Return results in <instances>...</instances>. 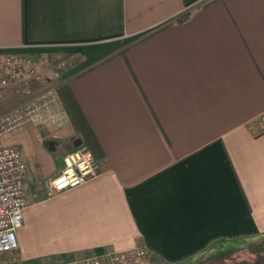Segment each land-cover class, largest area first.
Returning a JSON list of instances; mask_svg holds the SVG:
<instances>
[{
    "label": "crops",
    "instance_id": "0c3cea01",
    "mask_svg": "<svg viewBox=\"0 0 264 264\" xmlns=\"http://www.w3.org/2000/svg\"><path fill=\"white\" fill-rule=\"evenodd\" d=\"M6 55L46 74L65 60L57 85L82 118L75 128L61 101L56 136L25 123L2 140L19 134L28 154L17 247L0 264L137 247L189 264L264 237V0H0ZM80 145L99 174L54 191Z\"/></svg>",
    "mask_w": 264,
    "mask_h": 264
},
{
    "label": "built area",
    "instance_id": "2783aa9c",
    "mask_svg": "<svg viewBox=\"0 0 264 264\" xmlns=\"http://www.w3.org/2000/svg\"><path fill=\"white\" fill-rule=\"evenodd\" d=\"M67 66L65 60L58 59L46 74L38 70L30 57L0 56V90L29 97L28 101L9 114L0 116V254L16 249L15 233L21 227L26 208L25 166L20 149L16 145L4 144L2 137L25 123L43 127L50 137L68 126L69 120L57 85ZM40 86L43 89L37 90ZM62 160L63 170L51 182L56 192L80 185L100 172L98 161L82 145L66 151ZM68 264H151V261L147 250L137 247Z\"/></svg>",
    "mask_w": 264,
    "mask_h": 264
},
{
    "label": "trees",
    "instance_id": "16d2710c",
    "mask_svg": "<svg viewBox=\"0 0 264 264\" xmlns=\"http://www.w3.org/2000/svg\"><path fill=\"white\" fill-rule=\"evenodd\" d=\"M186 18V15L183 16ZM60 99L66 112L75 128L79 127L81 112L68 86L63 85L59 88ZM84 142L90 145V135L83 136ZM241 253H245L247 258H241ZM264 262V237L251 242L242 248H229L216 251L205 259H200L197 264H263Z\"/></svg>",
    "mask_w": 264,
    "mask_h": 264
},
{
    "label": "rangeland",
    "instance_id": "374dc122",
    "mask_svg": "<svg viewBox=\"0 0 264 264\" xmlns=\"http://www.w3.org/2000/svg\"><path fill=\"white\" fill-rule=\"evenodd\" d=\"M2 91H4V90H1L0 92V116H3V115H7V114H9L10 112H12L14 109H16L17 107H19V106H21L22 104H24V101L23 100H25V98L24 97H22V96H18V97H16V96H14V95H12V94H10L9 92H7V93H5V92H2ZM16 100H18L19 102H17L16 104H14L15 102H16ZM15 106V107H14ZM14 107V108H13ZM19 126H21V125H19ZM18 126V127H19ZM18 127H16V128H18ZM16 128H14L13 130H11V131H9V132H7V133H5L4 134V136L2 137V140H5V139H10V137L11 136H13L14 134H16V133H18L19 132V130L21 129H16ZM21 132H22V130H21ZM19 134H17V137L14 139V142L13 143H16L17 145H21L20 147H19V149H20V152H22V154L23 153H25V154H28V152L26 153V151H24L25 149H24V146L22 145V144H19ZM16 145V146H17ZM24 151V152H23ZM61 153V152H60ZM60 153H58V154H60ZM243 247V246H242ZM242 247H240V248H242ZM207 257V256H206ZM241 258H247V255L245 254V253H241V256H240ZM203 259H205V257L204 258H202V260ZM199 261V260H198ZM198 261H196V262H192V263H189V264H197L198 263Z\"/></svg>",
    "mask_w": 264,
    "mask_h": 264
},
{
    "label": "water",
    "instance_id": "95a60500",
    "mask_svg": "<svg viewBox=\"0 0 264 264\" xmlns=\"http://www.w3.org/2000/svg\"><path fill=\"white\" fill-rule=\"evenodd\" d=\"M263 264H264V262H263Z\"/></svg>",
    "mask_w": 264,
    "mask_h": 264
}]
</instances>
